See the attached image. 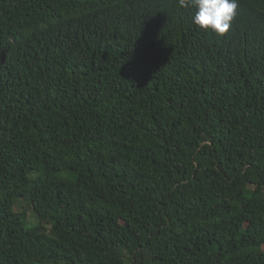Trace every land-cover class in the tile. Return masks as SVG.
I'll use <instances>...</instances> for the list:
<instances>
[{"label": "trees", "instance_id": "16d2710c", "mask_svg": "<svg viewBox=\"0 0 264 264\" xmlns=\"http://www.w3.org/2000/svg\"><path fill=\"white\" fill-rule=\"evenodd\" d=\"M237 5L217 36L177 0H0V264H264V0Z\"/></svg>", "mask_w": 264, "mask_h": 264}, {"label": "clouds", "instance_id": "9594fccd", "mask_svg": "<svg viewBox=\"0 0 264 264\" xmlns=\"http://www.w3.org/2000/svg\"><path fill=\"white\" fill-rule=\"evenodd\" d=\"M180 7L194 6L192 22L200 30L225 35L236 16L237 0H177Z\"/></svg>", "mask_w": 264, "mask_h": 264}, {"label": "rangeland", "instance_id": "374dc122", "mask_svg": "<svg viewBox=\"0 0 264 264\" xmlns=\"http://www.w3.org/2000/svg\"><path fill=\"white\" fill-rule=\"evenodd\" d=\"M25 207H28V206H27V203L24 200L20 199V200H17L15 202V209L16 210H21L22 208H25ZM28 208H29L28 213L30 215L28 220L30 221V224H33L35 222L34 213H33V211L31 210L30 207H28Z\"/></svg>", "mask_w": 264, "mask_h": 264}]
</instances>
